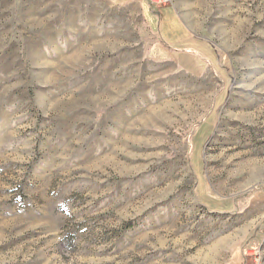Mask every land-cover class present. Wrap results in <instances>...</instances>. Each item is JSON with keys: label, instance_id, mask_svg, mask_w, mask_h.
Returning <instances> with one entry per match:
<instances>
[{"label": "rangeland", "instance_id": "obj_1", "mask_svg": "<svg viewBox=\"0 0 264 264\" xmlns=\"http://www.w3.org/2000/svg\"><path fill=\"white\" fill-rule=\"evenodd\" d=\"M0 264H264V0H0Z\"/></svg>", "mask_w": 264, "mask_h": 264}]
</instances>
